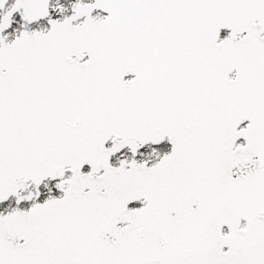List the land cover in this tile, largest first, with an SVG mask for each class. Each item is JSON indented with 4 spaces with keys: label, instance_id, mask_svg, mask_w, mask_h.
I'll return each mask as SVG.
<instances>
[{
    "label": "snow or ice",
    "instance_id": "1",
    "mask_svg": "<svg viewBox=\"0 0 264 264\" xmlns=\"http://www.w3.org/2000/svg\"><path fill=\"white\" fill-rule=\"evenodd\" d=\"M0 264H264V0H0Z\"/></svg>",
    "mask_w": 264,
    "mask_h": 264
}]
</instances>
